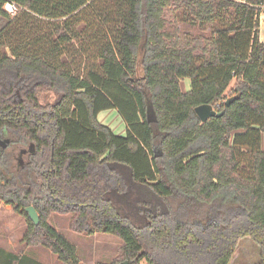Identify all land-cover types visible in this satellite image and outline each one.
I'll return each instance as SVG.
<instances>
[{
  "label": "trees",
  "instance_id": "obj_1",
  "mask_svg": "<svg viewBox=\"0 0 264 264\" xmlns=\"http://www.w3.org/2000/svg\"><path fill=\"white\" fill-rule=\"evenodd\" d=\"M5 1L0 136L26 152L0 146V203L25 218L21 243L79 264L48 222L69 215L73 233L122 241L99 264H229L244 239L264 264V0H12L14 17ZM173 6L209 36L182 45ZM202 105L224 113L202 123ZM110 110L124 135L99 122ZM0 264L42 263L0 248Z\"/></svg>",
  "mask_w": 264,
  "mask_h": 264
},
{
  "label": "rangeland",
  "instance_id": "obj_2",
  "mask_svg": "<svg viewBox=\"0 0 264 264\" xmlns=\"http://www.w3.org/2000/svg\"><path fill=\"white\" fill-rule=\"evenodd\" d=\"M186 10L183 6H173L166 10L164 16L167 22H170L172 24H176L178 29L181 32V38L182 45H184L188 41L189 36H196L198 34H203L204 36H209V31L211 30L210 26L198 27L196 25H192L189 23H182V19L184 17V14L186 16ZM6 23L5 19L0 17V29L4 26ZM84 25H80L77 27L78 30L82 29ZM64 62H70V57H62ZM234 85L235 81L232 80L227 92L226 96L230 97L233 95L234 91ZM55 98V95L53 93H42L40 94V99L42 103H50ZM101 118V122H102ZM105 123H107L108 126H110L116 133H122L124 132V124L122 123L120 117L116 114V112L111 113L105 120ZM119 135V134H118ZM14 141V138L11 137L8 134H3L0 136V146H2V149L6 150L7 152H11L15 155V157L18 159H23V155L25 154V150L23 146H15L13 147L12 142ZM4 146V147H3ZM27 148V147H26ZM20 152V156H19ZM17 159H15L17 161ZM51 218L48 219L51 221V223L58 229V232L61 233L71 244L75 243L79 247H82L83 241L80 239L81 234L73 233L69 230L68 224H69V215H57L52 214L50 216ZM53 227V228H54ZM23 231L25 233L26 231V220L23 216L13 211V208L7 205H4L3 203H0V238L1 234H6L9 236V239H11V251L14 252V254L22 253L23 251H26V247L23 243H21V239L23 237ZM23 234V235H22ZM108 238H115L113 236L104 235ZM87 240H95L91 236L84 237ZM120 243H122L121 240L117 239ZM40 247L41 246H35ZM116 247V244L112 243L110 246V249H113ZM46 250L45 248H43ZM47 251V250H46ZM49 256L51 253L47 251ZM107 253V250L105 251V254ZM50 258V257H49ZM259 260V249L256 245H254L249 239H244L240 246L237 248L234 258L231 264H256ZM50 261V259L48 260Z\"/></svg>",
  "mask_w": 264,
  "mask_h": 264
},
{
  "label": "crops",
  "instance_id": "obj_3",
  "mask_svg": "<svg viewBox=\"0 0 264 264\" xmlns=\"http://www.w3.org/2000/svg\"><path fill=\"white\" fill-rule=\"evenodd\" d=\"M258 22H259V39H260V42L264 44V7L261 8V13H260ZM180 85H181V90L183 92H187L190 90L189 80L185 79V80L181 81ZM113 112H116V111L110 110V111L100 113L98 116L99 122L103 125L108 126L107 123H105V120ZM101 118L103 120L102 122H101ZM108 127L115 134L124 135V133H125V127H124L123 134L122 133H116L110 126H108ZM49 218H51V217H49ZM49 224L52 227H54V225L51 223L50 220H49ZM54 228L58 231V229L56 227H54ZM23 234H24V231H23ZM104 235H106V234L97 233V234H94L93 236H91L95 240H87L86 238H84V237H86V235L81 234L79 237L83 241L82 247H79L75 243H72L76 247L77 256H78L79 261H80L79 264L110 263L121 254V247L123 244L117 240L118 238L117 239L112 238V237L108 238L107 236H104ZM88 237H90V236H88ZM10 240L11 239H9V236L6 235L5 233L1 234L0 248L4 249L5 251L12 252L11 251L12 243ZM112 243L113 244L115 243L116 247L113 249H110V246ZM106 250H107V253L105 254ZM47 251L44 250L43 248H40V247L29 246V247H26V251H23L22 253H19L18 255L28 256V257H30V258H32V259H34V260H36L42 264H62L60 261H58V259L55 255L49 256ZM12 253H14V252H12ZM50 255H53V254H50ZM233 258H234V255H233ZM233 258L229 264L232 263ZM49 259H50V261H48ZM142 264H144V263H142Z\"/></svg>",
  "mask_w": 264,
  "mask_h": 264
},
{
  "label": "water",
  "instance_id": "obj_4",
  "mask_svg": "<svg viewBox=\"0 0 264 264\" xmlns=\"http://www.w3.org/2000/svg\"><path fill=\"white\" fill-rule=\"evenodd\" d=\"M235 97H230L224 103L225 107H229L230 104L234 101ZM195 114L199 118V120L204 123L211 118L221 117L224 113V110L221 112L216 111L211 105H202L198 106L194 109ZM2 147V146H1ZM4 147V146H3ZM29 220L34 224L38 225L39 217L34 208L28 207L25 210ZM121 264H128L127 262H122Z\"/></svg>",
  "mask_w": 264,
  "mask_h": 264
},
{
  "label": "built area",
  "instance_id": "obj_5",
  "mask_svg": "<svg viewBox=\"0 0 264 264\" xmlns=\"http://www.w3.org/2000/svg\"><path fill=\"white\" fill-rule=\"evenodd\" d=\"M20 6L12 0H6L3 4V11L11 17H14L19 10Z\"/></svg>",
  "mask_w": 264,
  "mask_h": 264
}]
</instances>
